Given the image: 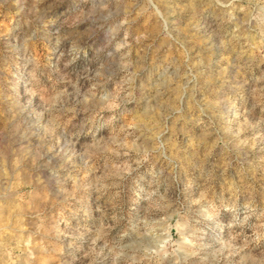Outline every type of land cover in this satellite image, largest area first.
I'll return each mask as SVG.
<instances>
[{
  "label": "rangeland",
  "instance_id": "rangeland-1",
  "mask_svg": "<svg viewBox=\"0 0 264 264\" xmlns=\"http://www.w3.org/2000/svg\"><path fill=\"white\" fill-rule=\"evenodd\" d=\"M0 264H264V0H0Z\"/></svg>",
  "mask_w": 264,
  "mask_h": 264
}]
</instances>
